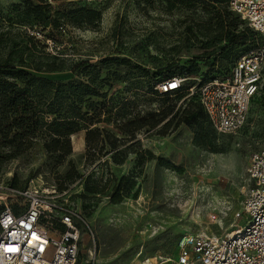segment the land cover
I'll use <instances>...</instances> for the list:
<instances>
[{"label": "rangeland", "instance_id": "rangeland-1", "mask_svg": "<svg viewBox=\"0 0 264 264\" xmlns=\"http://www.w3.org/2000/svg\"><path fill=\"white\" fill-rule=\"evenodd\" d=\"M29 1L34 5L46 2L54 12L82 7L100 12V20L93 25L66 23L59 31L47 29L41 35L35 34L41 46H47L45 53L59 54L65 67L119 57L151 72L161 67L163 78L182 68L191 70L181 92L141 103L138 110L150 107L162 111L174 106L177 112L192 98L194 79L214 69L216 60L208 58L214 47L206 46L207 41L200 37L199 43L192 41L187 34L190 15L167 12L161 0H107L89 6L82 0ZM19 3L0 0V11L6 13ZM201 9L198 16L206 18ZM245 50L237 48L228 58L219 59L215 76H228L231 58ZM172 58L174 65L165 66ZM132 65H109V70H118L123 79L108 77L102 88V93H109L106 101L131 98L135 85L127 78ZM45 76L59 81L76 78L74 71ZM160 78L149 77L145 82L158 86ZM181 93L184 97L176 100ZM263 98L261 95L253 104L249 122L241 132L216 133L217 151L196 146L194 129L179 123V116L165 135L160 129L148 133L143 130L135 140L125 143L120 148V157L125 156L121 165L113 162L116 152L108 146L102 153L100 148L90 150L82 131L71 137L73 152L69 160L79 174L74 182L66 178L71 166L51 170L39 147L3 168L0 196L25 192L29 182L41 176L42 189L51 194L49 202L74 210L77 216L81 243L76 264H173L169 260L175 259L177 242L183 234L222 236L243 224L242 207L250 189L246 169L251 155L264 149ZM104 126L122 137L112 123ZM119 187L123 198L114 203ZM89 189L96 193H89ZM17 200V206H25L26 198Z\"/></svg>", "mask_w": 264, "mask_h": 264}, {"label": "trees", "instance_id": "trees-1", "mask_svg": "<svg viewBox=\"0 0 264 264\" xmlns=\"http://www.w3.org/2000/svg\"><path fill=\"white\" fill-rule=\"evenodd\" d=\"M161 1L169 13L183 11L190 15L187 34L192 41L199 43L201 38V41H207L206 46L214 47L208 55V58L216 60L214 69L200 77L205 81L228 78L236 61L257 46V33L232 12L230 0ZM199 8H202V13H206V18L198 16ZM100 17V12L88 7L54 12L46 2L34 5L29 0H20L19 4L12 5L6 13L0 11V173L9 163L22 159L40 147L46 157L45 165L51 170L66 164L71 166L66 178L72 183L79 177L69 160L73 152V135L85 131L90 150L100 148L99 152L102 153L108 146L112 152H116L112 156L113 162L121 165L125 156L120 157L123 154L120 148L125 143L135 140L143 130L148 133L160 129L162 135H165L178 116L179 123L194 129L196 146L217 151L215 141L216 133H219L207 117L197 94L192 95L185 107L179 108L177 112H174V106L162 111H155L150 107L138 110L141 103L153 102L158 97L182 91L160 94L156 88L157 83H146V78L161 77L158 80L161 81L160 84L172 78H190L191 70L182 68L163 78L161 67L151 72L143 66H133L130 60L119 57H108L96 64L65 67L61 56L45 53L47 46H41L40 40L35 37V34L41 35L47 29L59 31L66 23L74 26L83 23L93 25ZM36 28L41 30L37 31ZM224 43H228V46H224ZM240 47H246V50L231 58L232 67L228 76H215L219 59L228 58ZM113 64L132 65L127 78L135 85L131 98L118 97L106 101L109 93H102V88L108 82V77L113 75L115 80L123 79L118 70H109V65ZM172 65L174 58L169 59L165 66ZM106 70H109L108 74L103 77ZM64 71H74L76 78L59 81L45 76ZM261 95H264V87L261 94L253 100L252 107ZM183 97L181 93L176 100ZM96 99L105 101L96 102ZM102 117H105L104 120ZM248 122L249 118L245 127ZM110 123L121 133V138L105 128L104 124ZM148 155L155 157L150 152ZM88 191L96 193L95 189ZM121 192L120 187L115 191L114 203L121 202Z\"/></svg>", "mask_w": 264, "mask_h": 264}, {"label": "built area", "instance_id": "built-area-1", "mask_svg": "<svg viewBox=\"0 0 264 264\" xmlns=\"http://www.w3.org/2000/svg\"><path fill=\"white\" fill-rule=\"evenodd\" d=\"M82 1L97 5L107 0ZM230 9L257 33V46L236 61L228 78H196L190 89L221 135L245 127L253 100L264 87V0H230ZM189 79L172 78L156 88L160 94H173ZM246 173L250 189L242 207L243 224L222 236L183 234L169 262L264 264V149L251 155ZM42 182L39 176L25 192L13 191V204L0 202V264H76L81 243L77 216L49 202L51 194ZM19 197L26 198L24 207L17 206Z\"/></svg>", "mask_w": 264, "mask_h": 264}, {"label": "bare ground", "instance_id": "bare-ground-1", "mask_svg": "<svg viewBox=\"0 0 264 264\" xmlns=\"http://www.w3.org/2000/svg\"><path fill=\"white\" fill-rule=\"evenodd\" d=\"M6 202L7 204H13L14 203V198L11 196H0V202Z\"/></svg>", "mask_w": 264, "mask_h": 264}, {"label": "snow or ice", "instance_id": "snow-or-ice-1", "mask_svg": "<svg viewBox=\"0 0 264 264\" xmlns=\"http://www.w3.org/2000/svg\"><path fill=\"white\" fill-rule=\"evenodd\" d=\"M175 85H173V87H174Z\"/></svg>", "mask_w": 264, "mask_h": 264}]
</instances>
